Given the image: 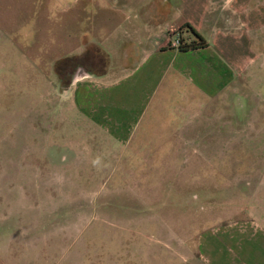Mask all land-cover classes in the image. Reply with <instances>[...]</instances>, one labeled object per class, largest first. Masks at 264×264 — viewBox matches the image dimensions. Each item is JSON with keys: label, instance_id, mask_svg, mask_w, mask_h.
<instances>
[{"label": "rangeland", "instance_id": "1", "mask_svg": "<svg viewBox=\"0 0 264 264\" xmlns=\"http://www.w3.org/2000/svg\"><path fill=\"white\" fill-rule=\"evenodd\" d=\"M198 2L239 42L243 74L234 105L206 123L224 142L166 141L164 152L109 145L74 109L68 72L107 61L92 46L66 58L61 44L107 31L109 11L0 0V264H201L204 232L264 187V0Z\"/></svg>", "mask_w": 264, "mask_h": 264}, {"label": "crops", "instance_id": "2", "mask_svg": "<svg viewBox=\"0 0 264 264\" xmlns=\"http://www.w3.org/2000/svg\"><path fill=\"white\" fill-rule=\"evenodd\" d=\"M89 1L94 11H109L111 17L101 25L108 30L96 35L69 31L62 50L69 58L96 47L105 54L107 68L91 69L85 72L88 76L71 82L74 109L97 122L96 130L110 139L109 145L127 148L140 139L133 148L167 152L166 141L224 142L219 130L208 129L206 123L234 105L243 56L239 42L216 26L209 8L200 11L199 0H114L112 6L108 0ZM232 2L221 3L226 7ZM188 25L206 39V48L181 51L172 45L177 33L193 40ZM73 38L80 43L75 48ZM244 194L247 202L232 208L238 218L204 232L195 262L264 264V187H250Z\"/></svg>", "mask_w": 264, "mask_h": 264}, {"label": "trees", "instance_id": "3", "mask_svg": "<svg viewBox=\"0 0 264 264\" xmlns=\"http://www.w3.org/2000/svg\"><path fill=\"white\" fill-rule=\"evenodd\" d=\"M190 36L193 38L192 41H188L181 37L179 49L181 51H189V50H200L204 49L208 46L206 39H204L200 34L196 32L190 25L186 26Z\"/></svg>", "mask_w": 264, "mask_h": 264}, {"label": "flooded vegetation", "instance_id": "4", "mask_svg": "<svg viewBox=\"0 0 264 264\" xmlns=\"http://www.w3.org/2000/svg\"><path fill=\"white\" fill-rule=\"evenodd\" d=\"M90 70L91 68H89V66L87 65H80L78 66L77 70L74 71V74L73 72H68L69 75H73L72 76V81L74 80V77H76L80 72H86V73H90Z\"/></svg>", "mask_w": 264, "mask_h": 264}, {"label": "built area", "instance_id": "5", "mask_svg": "<svg viewBox=\"0 0 264 264\" xmlns=\"http://www.w3.org/2000/svg\"><path fill=\"white\" fill-rule=\"evenodd\" d=\"M181 35L179 33L175 34L174 39L172 41V45L175 47H179L180 46V41H181Z\"/></svg>", "mask_w": 264, "mask_h": 264}, {"label": "water", "instance_id": "6", "mask_svg": "<svg viewBox=\"0 0 264 264\" xmlns=\"http://www.w3.org/2000/svg\"><path fill=\"white\" fill-rule=\"evenodd\" d=\"M85 75L88 76L86 73L80 72L76 77H74L73 83L75 84L77 81L82 79Z\"/></svg>", "mask_w": 264, "mask_h": 264}]
</instances>
